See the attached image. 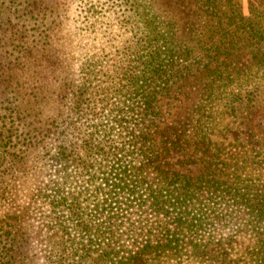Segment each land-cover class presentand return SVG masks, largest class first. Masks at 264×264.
<instances>
[{"label": "trees", "instance_id": "obj_1", "mask_svg": "<svg viewBox=\"0 0 264 264\" xmlns=\"http://www.w3.org/2000/svg\"><path fill=\"white\" fill-rule=\"evenodd\" d=\"M193 1L0 0V264H264V0Z\"/></svg>", "mask_w": 264, "mask_h": 264}, {"label": "rangeland", "instance_id": "obj_2", "mask_svg": "<svg viewBox=\"0 0 264 264\" xmlns=\"http://www.w3.org/2000/svg\"><path fill=\"white\" fill-rule=\"evenodd\" d=\"M150 5L153 8L154 14L160 18V21L164 24L165 27H171L175 32L177 39L186 42L188 41L190 44L201 41V36L203 35V28L208 22V18H205L202 14L197 11V8L194 7L193 0H148ZM246 8L250 6V0H236V2L240 3ZM238 61H241L237 59ZM234 61L236 59L234 58ZM242 61H246L245 59ZM231 62V61H229ZM227 63L226 66L230 65ZM225 68V67H223ZM207 79L205 76L197 78L189 87L186 89V94L184 91L178 94V102L174 103L178 104L177 111L175 112V119L170 120L169 125L166 127L167 132L173 134L174 137L180 127L184 125L183 129L190 130L191 125V115L196 110L199 100L201 99V95L204 92V84H206ZM188 97H187V96ZM90 97H93L92 95ZM112 104L113 101H112ZM101 106V105H99ZM110 121L108 118L105 121ZM112 122V121H111ZM110 122V123H111ZM109 123V124H110ZM111 129L118 131L117 127H110ZM178 159V155H174L170 161L174 162ZM184 172L187 170H183ZM197 172V169L193 171ZM41 214H35V226L40 227L41 223L44 221L43 219H39Z\"/></svg>", "mask_w": 264, "mask_h": 264}]
</instances>
